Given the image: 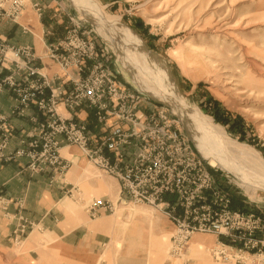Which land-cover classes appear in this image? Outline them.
Returning a JSON list of instances; mask_svg holds the SVG:
<instances>
[{"label": "built area", "instance_id": "obj_1", "mask_svg": "<svg viewBox=\"0 0 264 264\" xmlns=\"http://www.w3.org/2000/svg\"><path fill=\"white\" fill-rule=\"evenodd\" d=\"M32 6L43 14L38 3ZM27 7L28 0H0V27L17 24ZM69 23L65 39L47 45L44 55L76 73L57 84L42 73L33 47L13 46L0 34V94L8 92L17 101L9 115H0V163L25 158L31 174L61 178L72 165L61 151L64 144L74 146L90 165L119 183L116 203L97 199L88 205L92 218L102 211L114 215L120 206H146L173 222L172 257H184L195 235L210 234L220 238L209 249L216 262L264 264V207L252 209L242 201L235 208L233 193L215 180L177 119L162 107L143 111L138 93L118 83L99 59L81 22L69 17ZM32 106L45 120L36 121L20 147L10 151L14 135L9 122L23 118ZM81 110L93 112L94 129L78 118ZM17 221L12 241L22 247L36 225L21 211Z\"/></svg>", "mask_w": 264, "mask_h": 264}, {"label": "rangeland", "instance_id": "obj_2", "mask_svg": "<svg viewBox=\"0 0 264 264\" xmlns=\"http://www.w3.org/2000/svg\"><path fill=\"white\" fill-rule=\"evenodd\" d=\"M58 2L65 3L69 12H60L57 17L61 22L57 42L64 40L71 29L69 17L80 21L87 37L96 44L99 59L118 83L141 97L142 110L165 108L181 124L215 180L241 203L247 202L252 209L263 208L264 177L252 166L250 158H264V0ZM123 30H128L129 35ZM134 42L140 43V49ZM156 84L166 97L159 98L149 90ZM199 118L207 122L212 120L220 126L231 147L221 146L205 137L193 124V120ZM239 150L251 152L252 156L241 154ZM78 152L79 160L74 165L83 181L93 183L94 189L98 184L112 188L114 179L102 174ZM204 153L216 155L218 164L210 165L211 158L205 159ZM42 174L58 178L53 173ZM80 189L77 204L81 209L92 199L105 195L87 194L82 185ZM11 203L17 206V214L24 212L22 199L7 201L0 195L1 211H6ZM137 211L138 206H120L114 216L120 227L127 231L137 219ZM14 246L20 250L19 246ZM166 248L165 262L179 263L178 260L185 259V256L169 255L168 241ZM207 253L210 255L209 250Z\"/></svg>", "mask_w": 264, "mask_h": 264}, {"label": "crops", "instance_id": "obj_3", "mask_svg": "<svg viewBox=\"0 0 264 264\" xmlns=\"http://www.w3.org/2000/svg\"><path fill=\"white\" fill-rule=\"evenodd\" d=\"M34 3L42 7V15L33 8ZM64 11L69 12V7L57 0H28V7L17 24L4 22L0 27V34L11 45L34 48L41 57L38 65L42 73L56 84L76 77L74 70L65 71L44 56L47 45L57 42L61 24L57 17ZM16 106L13 95L0 94V115H9ZM61 112L65 113L63 109ZM77 116L87 120L94 129L93 112L81 110ZM44 120L45 115L35 106L23 118H11L9 125L14 137L9 150L18 149L19 141L34 129L35 122ZM61 155L72 161L71 169L63 178L53 179L50 174L29 175L25 158L0 163V195L7 201L22 199V214L36 225L22 247H18L20 252L14 248L11 238L18 224L17 206L11 203L6 211L0 210V264H223L215 262L207 253L220 240L210 234L195 235L186 249L185 259L178 260L179 263L165 262L166 242L170 243L174 224L149 207L138 206V217L127 231L120 227L115 214L102 211L92 218L87 211L91 202L84 209L77 204L80 186L86 187L87 194H105L100 199L117 201L119 183L114 179L112 188L98 184L94 189L93 183L83 181L74 165L79 160L78 150L66 146Z\"/></svg>", "mask_w": 264, "mask_h": 264}, {"label": "bare ground", "instance_id": "obj_4", "mask_svg": "<svg viewBox=\"0 0 264 264\" xmlns=\"http://www.w3.org/2000/svg\"><path fill=\"white\" fill-rule=\"evenodd\" d=\"M90 3V2H89ZM116 22V21H115ZM116 25V24H115ZM117 29V28H116ZM124 32H125V34H127V35H129V32H128V30L127 31H125V30H123ZM122 31V32H123ZM121 32V31H120ZM132 33V32H131ZM124 34V35H125ZM131 41V40H130ZM133 42V41H132ZM134 44V46L135 47H137V48H139L140 49V43L139 42H134L133 43ZM147 62V61H146ZM160 75H161V73H159ZM167 75V74H166ZM159 77V76H158ZM163 78V76L161 75V80L164 82V80L162 79ZM165 78V77H164ZM142 79V78H141ZM156 80V79H155ZM157 81V80H156ZM154 82V81H153ZM148 84V83H147ZM161 84V83H160ZM161 88V87H160ZM151 92H153L156 96H160V97H166V95H165V93H163V91L161 90V89H159V85H157L156 84V86H153V87H151L150 89H149ZM159 97V98H160ZM192 117H194L193 115H191ZM196 118V117H195ZM193 124H195L196 125V127H198L204 134H205V137L207 136L209 139H212L214 142H216V143H218V144H220L221 146H226L227 148L229 147H231V142H229V141H227V139H226V135L224 134V130L222 131V130H220V126H218V125H215L213 122H212V120L211 121H204L203 119H201V118H199V119H195V120H193ZM202 138H203V135H202ZM207 138V139H208ZM201 139V138H200ZM229 139V138H228ZM198 140V139H197ZM204 140V139H203ZM199 141V140H198ZM202 142V141H201ZM200 142V143H201ZM235 142V141H234ZM233 142V143H234ZM206 143V142H205ZM204 143V144H205ZM210 143H212V142H210ZM209 143V144H210ZM208 144V145H209ZM215 144V143H214ZM218 144H216V146H218ZM199 145V144H198ZM201 145H203V143H201ZM204 146V145H203ZM207 147V146H206ZM205 147V148H206ZM211 147V146H210ZM243 147V146H242ZM204 148V147H203ZM234 148V147H233ZM213 149V148H212ZM232 149V148H231ZM245 149V148H244ZM208 150H209V147H208ZM235 150V149H234ZM203 151H204V149H203ZM215 151V150H214ZM233 151V150H232ZM240 151V150H239ZM242 151V150H241ZM240 151V152H241ZM207 152V151H206ZM210 152H211V150H210ZM212 152H213V150H212ZM251 153V152H250ZM250 153H248L247 151H242L241 152V154H245L246 156H249V157H251L252 155L250 154ZM214 154H215V152H214ZM212 155V154H211ZM211 155H208V154H206V153H204V158L205 159H209V158H211L210 159V165H212V166H216V164H218V162L215 160V156L213 157V156H211ZM257 155H260V154H258L257 153ZM252 161H253V164L254 165H252V166H254V168H256L257 169V171L261 174V175H263V177H264V158H261V157H255V158H250ZM221 163V162H220ZM253 168V167H252ZM261 177V176H260ZM262 177V178H263ZM250 186H252V185H250ZM263 195V194H262Z\"/></svg>", "mask_w": 264, "mask_h": 264}, {"label": "trees", "instance_id": "obj_5", "mask_svg": "<svg viewBox=\"0 0 264 264\" xmlns=\"http://www.w3.org/2000/svg\"><path fill=\"white\" fill-rule=\"evenodd\" d=\"M227 123L226 121H224ZM242 205L241 200H239L235 195L233 196V206L239 208Z\"/></svg>", "mask_w": 264, "mask_h": 264}]
</instances>
